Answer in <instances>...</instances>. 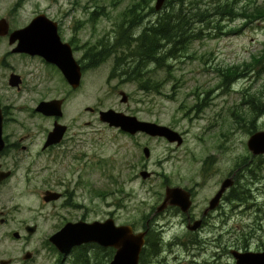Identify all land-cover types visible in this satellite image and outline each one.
<instances>
[{
    "label": "rangeland",
    "instance_id": "rangeland-1",
    "mask_svg": "<svg viewBox=\"0 0 264 264\" xmlns=\"http://www.w3.org/2000/svg\"><path fill=\"white\" fill-rule=\"evenodd\" d=\"M225 1L197 0L195 4L205 7ZM139 2L0 0V20L7 18L11 28L17 30L34 17L46 14L58 23L62 40L73 41L75 57L80 60L85 59L89 47L114 40L122 17ZM147 3L149 8L145 6L139 12L142 16L155 10V0ZM233 6L235 17L213 16L193 27L199 36L193 37L182 56L171 62L173 75L167 68L154 72L156 79L165 84L160 93L140 91L136 84L110 79L117 56L97 68L86 69L80 89L71 91L64 79L53 73L54 69L36 60L24 61L12 53L14 46L8 40L0 39V103L23 122V126L8 123L4 133L18 137L34 135L26 142L28 153L4 158L13 177L0 187V213L5 212L3 216L8 220L6 225L0 224V260L14 259L13 264H72L74 255L65 258L45 247L54 228L63 220L84 219L92 223L112 217L118 225L134 224L136 231H144L147 216L154 215L153 208L164 199L165 184L194 187L199 182L197 171L211 156L217 159V163L213 160L217 176L214 184L211 182L200 191L197 213L206 207L219 179L238 175V186L230 194L231 207L227 206L231 213L228 225L223 228L224 223L212 219V224L221 229L210 226L196 236L175 216L177 211L169 209L160 218L165 227V247L158 260L165 264H235L228 251L230 246H247L242 251L264 248V158L253 157L247 146L255 133L251 132L253 126L264 131V109L251 125L246 113L254 107L245 100L255 94L260 108L261 100L264 102V66L260 64L264 57V22L252 21L256 17L253 10L264 8V0H242ZM96 11L98 14L92 19ZM165 11V7L160 12L155 10L152 19L157 20ZM243 17L252 23L246 26ZM253 63L257 65L247 77L225 87L226 72L239 73ZM12 73L25 76L23 91L17 93L8 85ZM120 92L128 95L127 104L121 103ZM64 97L68 100L64 123L71 128L68 137L75 138L76 146L64 144L51 154L54 158L46 153L39 157L46 134L41 130H50L52 122L42 115L31 118L34 107L38 102ZM87 107L96 112H86ZM109 109L170 127L182 134L185 142L177 147L162 139L130 136L110 128L99 121L98 115L99 111ZM145 147L151 150L150 159L143 155ZM144 169L153 174L147 181L140 177ZM47 180L74 192L73 205L78 203L79 207L70 205L68 209L62 206L55 210L43 205L40 195L51 189ZM234 195L240 198L233 200ZM34 225L37 233L28 236L25 227ZM15 232L25 238L17 241L13 237ZM220 234L222 237L218 238ZM26 252L35 254L29 261L17 262ZM145 264L153 263L148 257Z\"/></svg>",
    "mask_w": 264,
    "mask_h": 264
},
{
    "label": "water",
    "instance_id": "water-1",
    "mask_svg": "<svg viewBox=\"0 0 264 264\" xmlns=\"http://www.w3.org/2000/svg\"><path fill=\"white\" fill-rule=\"evenodd\" d=\"M167 0H157L156 10H162ZM10 26L7 20L0 21V37L9 34ZM18 42L14 53H25L31 56H40L49 64L56 65L64 74L68 83L77 89L81 83V70L74 59L72 48L69 44H64L58 34L57 23L51 21L46 15H40L24 30L16 31L10 35V44L14 45ZM10 84L13 87L20 85L19 76L12 75ZM122 103L128 102L125 93ZM38 112L46 116L61 117V102L53 101L43 103L39 106ZM101 121L109 124L111 127L120 128L123 132L130 135L139 133L146 134L153 138H165L168 142L179 146L183 144L182 136L169 127L161 126L151 122L139 121L136 117L127 116L123 113L109 110L101 112ZM65 127L56 126L53 133L50 134L46 147L57 144L61 141L65 134ZM3 140V116L0 110V151L4 149ZM249 150L255 155H264V132L253 135L248 142ZM146 158H149L151 152L148 148L144 149ZM10 173L0 172V182L8 178ZM141 176L144 180L151 177L148 172H142ZM234 186L232 179L227 180L217 197L211 202L210 210L216 208L221 200L224 192ZM60 195L50 194L45 200L47 202L59 199ZM168 204L178 206L183 212L187 213L191 206L190 195L181 189H168L165 202L159 207V212L166 209ZM200 222L190 227L196 230ZM30 234H34L36 228H27ZM19 238V234L14 235ZM146 233L135 235L132 227H117L113 220H107L104 223L79 222L77 224H67L60 232L50 238V242L54 244L58 251L65 257H68L72 251L83 245L97 244L103 248H114L117 250L113 261L110 264H139L140 255L145 244ZM237 264H264L263 253H246L241 254L234 252ZM31 255H27L25 259H30ZM1 264H6L2 262Z\"/></svg>",
    "mask_w": 264,
    "mask_h": 264
},
{
    "label": "trees",
    "instance_id": "trees-1",
    "mask_svg": "<svg viewBox=\"0 0 264 264\" xmlns=\"http://www.w3.org/2000/svg\"><path fill=\"white\" fill-rule=\"evenodd\" d=\"M152 1L154 0H140L136 7L122 17L123 22L118 26V34L114 40L102 41L100 45L91 46L86 53L89 56V67L92 68L100 66L112 56H117L111 78L115 77L122 79L123 82L136 84L140 91L154 90L160 93L165 84L156 79L154 72L167 68L169 74L173 75L171 62L182 56L181 52L186 49L193 37L199 36L193 27L196 24L206 23L213 16L235 17L233 5L242 0H226L224 3L218 2L205 7L197 6L195 4L197 0H167L166 11L157 20L152 19V15L155 14L154 9H151L147 15L142 16L139 13L145 6L148 9L150 3L147 2ZM260 10L259 8L253 10L256 17L252 21L262 19L264 22V8ZM246 13L248 14L249 11ZM97 14L98 11L94 12L92 19H95ZM147 18L151 19L148 20V25L142 28ZM243 18L246 20V26L252 23L245 17ZM260 64L264 66V57ZM255 65L257 63L247 65L239 73L229 71L228 74L226 72L225 87L229 88L237 80L247 77ZM243 93L246 95L248 91ZM245 100L247 104L250 103L254 107L252 111L256 116L261 114L258 96L249 95ZM261 104L264 109L262 100ZM233 193H235V188ZM239 198V196H232L233 200ZM158 241L159 238L156 236L154 243L148 245V249L155 250ZM53 250L55 251L54 248ZM112 255L113 253L108 250L90 245L74 253L72 264H106ZM147 258L145 250L142 254L143 264Z\"/></svg>",
    "mask_w": 264,
    "mask_h": 264
},
{
    "label": "flooded vegetation",
    "instance_id": "flooded-vegetation-1",
    "mask_svg": "<svg viewBox=\"0 0 264 264\" xmlns=\"http://www.w3.org/2000/svg\"><path fill=\"white\" fill-rule=\"evenodd\" d=\"M2 40L5 41L7 39H2ZM71 42H72L71 44H72L73 48L75 49L76 47H75L73 41H71ZM19 56L24 61H35V60L39 61L44 66L54 69L53 73H60L61 74V72L59 71V69L57 67H55L53 65L46 64V62L40 57H30L28 55H19ZM84 58L85 59L81 58L79 60V65L81 67V70L86 71L87 64L85 63V60L88 61V58H89L87 53H85ZM30 64H32V63H30ZM19 75L21 76L22 84L18 88H13V89H15V91L17 93L24 90V86H25V83H26L25 76L23 74H21V73ZM63 99H64V106L66 107L68 105V100H67L66 97H64ZM22 108L23 107H17V110L18 109H22ZM0 109H1L2 115H3V136H4V142H5L4 149L2 151H0V166H1V170L0 171L4 172V173H7V172L11 173V172H13V170L8 168V166L4 162V158L6 156H10L12 154H17L18 152L28 153L29 152V146L26 145V142H28L30 140V137H32L34 135L30 134V133H28L29 135H26V136L21 135L20 137H18L16 134H13L11 136L6 135L4 133L5 125L10 123V124H14V125L23 126L21 124L23 122H20L19 118L11 116V114L8 112L9 109L7 107H4L1 103H0ZM34 111H35V107H34ZM35 117L40 118L41 116H40V114L36 113V111H35L34 113H32L31 118H35ZM49 120L52 122V128L50 130H41L42 133L46 132L44 144L46 143L48 135L51 132V130L53 129V127L55 126L56 121H57L54 118H49ZM256 120L257 119H252V122L255 123ZM87 126H89V125H87ZM70 129L71 128L69 127V133H70ZM252 131H253V129L251 130V132ZM68 135L69 134H67V136H65L64 140H62L59 143V145H57V146L50 147V148H48L46 150L43 147L41 153H38V156L39 157L43 156L46 153V154H49L52 158H54L55 156L51 155V154L57 153L58 149L61 146H63L64 144L76 146L75 138L71 137L69 139ZM27 136H29V137H27ZM213 157L214 156H211V158H209V161L206 162V165L205 166L204 165L201 166L200 170L197 171V179L199 178V182H197L194 187L184 188L187 192H189L191 194V198H192V201H193V206L191 207L190 212L189 213H183L179 208H173V209H177L176 210L177 211V215H175V216L181 220V223L183 225H185L186 230L188 232L196 235V236H201L203 234V232H205L206 229L208 227H210V226H212L215 229H221L220 225L217 226V225L212 224V219L217 218L222 223H224L223 228L228 225V222L230 221V218H231V213H230V211L229 212L227 211V206L231 207V196H230V194H231V192L233 191L234 188L233 189L232 188L227 189L224 192L221 200L219 201L218 206L216 208H214L212 211H209V212H207V211H208V208H209L211 202L217 197V195L219 194L223 184L228 179L233 178L234 182H235V185H236V188L238 186V180H237L238 179V175H234L233 174V175H229L226 178L219 179L218 182H216V184L213 186V191H212L211 197L206 201V204H207L206 207L204 209H202L199 213H197L198 202L196 200H197V198L199 196L200 191H202L205 188H207L209 183L212 182L214 184L215 177L217 176V173H216V170H215V165H214L215 159H213ZM215 163H217V159H216ZM46 183H47V181H46ZM50 184H51V182H50ZM3 185L4 184H0V187H2ZM58 186H59V183L55 182V184H51V189L46 190L43 193H45L47 191H51V192H53L55 194L58 193V194L61 195L60 200L52 201L50 203L43 202L42 204L45 205V206H52L51 208L55 209V210H57L59 207H62V206L68 209V208H70V205H73V201L75 199V193L71 192L68 187L61 186L59 188ZM169 187H174V186H172L170 184H165V190H167V188H169ZM73 206L77 208V207H79V204L75 203ZM55 210H53V211H55ZM4 214H5V212H1L0 213L1 216L4 215ZM165 216H166V213L159 214V215L154 214L151 217L149 216L150 218H149L148 221H146V224H145L146 225V229H144V231H146V233H147L146 237H145V241H146L145 250L147 252L148 257L151 259V263H153V264H165V263H161L158 260L159 254H162L163 249L165 247L164 240H163V234L165 232V227L162 225L161 220H160L161 217H165ZM155 217H157V218L154 220ZM5 222H6V220L4 218H2L0 220V223L3 224V225H5ZM196 222H200L198 230L197 229L195 231L188 230L189 226L194 225ZM67 223L68 222H65L63 220V223L59 227H57V228L55 227L54 228V231H53L52 235H54L55 233L59 232ZM168 227L170 228V226H168ZM156 236L159 238V241L157 242V248L155 250H153V251L149 250L148 249V245L150 243L151 244L154 243V240H155ZM221 237H222V235L220 234V236L218 238H221ZM24 238L25 237L23 236L17 241H22ZM45 247L49 248L51 250L52 246H51V244H49V242H46L45 243ZM240 248H241V246H239V245L234 246L232 248L230 246L228 248V251L230 252L231 255L233 254V252H243V253L244 252H249V251H242V249H246L247 246H243L242 245V249H240ZM263 249L264 248L261 247V248H257L256 251H253V250H251V251L252 252H261V251H263ZM31 254L33 255L35 253H31ZM23 261H24L23 258H21L20 261H17V262L23 263ZM13 263H15V260L11 259V264H13Z\"/></svg>",
    "mask_w": 264,
    "mask_h": 264
}]
</instances>
